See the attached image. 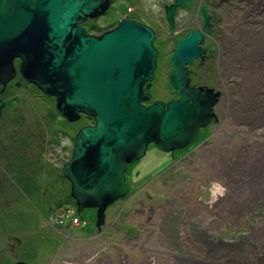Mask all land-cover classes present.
Segmentation results:
<instances>
[{
    "label": "rangeland",
    "instance_id": "obj_1",
    "mask_svg": "<svg viewBox=\"0 0 264 264\" xmlns=\"http://www.w3.org/2000/svg\"><path fill=\"white\" fill-rule=\"evenodd\" d=\"M204 1L209 6L214 27L213 35L204 46L214 45L219 57L203 73H215L213 67L218 66L224 83V77L229 80L232 74L230 85H219L217 91L222 90L221 96L212 90L219 94L214 106L219 124L209 129L205 127L202 137L209 135V138L195 147L200 138L174 153L160 151L150 144L144 157L129 163L125 176L133 183L124 200L106 211V220L117 219L116 230L125 227V244H118V236L113 233L108 235L112 242L109 249L108 245L103 247L104 244L99 249L101 243L94 239H90L92 247L89 248L78 240L77 264H110L113 260L118 264L117 252L123 264H264V0ZM165 2L170 0H135L137 8L133 15L140 16L158 32V39L154 41L159 48L155 80L150 86L151 99L144 102L145 105L155 100L174 99L168 85L167 56L175 45L164 18ZM199 3L200 0H195L197 7ZM127 4L130 1L113 3L103 18L110 21L100 26L117 23L113 20L116 10ZM196 9L179 12L173 36L180 35L182 28L200 24ZM223 67H226V75H223ZM22 92L25 99L22 102L31 101L28 91ZM35 93L32 96H36ZM44 100L51 112L44 107V121L38 119L35 126L29 118L23 124L19 120L20 116L25 117L24 109L23 113L15 111L18 108L6 110L4 118H0V173L7 175V171L14 176V182L7 187L13 186L18 196L16 202L29 221L28 244L24 239V251L15 249L13 255L31 264L54 262L58 245L65 244L63 238L66 230H70V221L75 235L91 233L95 221L94 209H85L71 220L64 209L70 203H59L70 195V183L62 175V165L72 154L73 137L81 127L93 124V118L84 115L68 123L58 117L55 97ZM33 135L43 139L39 150L45 147V151L37 155L40 161L30 172L33 188H24L20 178L22 171L17 176L16 168H21V160L25 159L27 150L31 152L33 145L18 153L14 142L22 138L30 144L27 136ZM17 159L20 160L16 161V168L12 167L14 174L8 165H15L13 161ZM163 162L172 164L171 169L162 171L166 164ZM26 176L24 172V181ZM214 181L223 183L228 191L209 206L206 203L210 198L208 188ZM136 209L142 210L138 216ZM148 209L155 210V215ZM161 214L164 217L159 220ZM60 221L65 225H60ZM194 224L202 232L200 237L194 236ZM60 236L62 242L56 246ZM67 247L69 252V245Z\"/></svg>",
    "mask_w": 264,
    "mask_h": 264
},
{
    "label": "water",
    "instance_id": "obj_2",
    "mask_svg": "<svg viewBox=\"0 0 264 264\" xmlns=\"http://www.w3.org/2000/svg\"><path fill=\"white\" fill-rule=\"evenodd\" d=\"M110 1L0 0V84L15 75L13 61L19 58L21 75L55 97L63 118H93V125L76 133L62 175L77 213L96 209L97 228L106 208L126 194V164L144 157L149 144L166 153L191 145L216 120L219 95L189 85L188 67L204 51L197 30L178 39L169 56V90L178 98L145 105L157 66L154 30L128 18L97 35L77 26L103 14ZM190 1L166 7L170 29L176 8H188ZM199 14L209 31L205 5Z\"/></svg>",
    "mask_w": 264,
    "mask_h": 264
},
{
    "label": "flooded vegetation",
    "instance_id": "obj_3",
    "mask_svg": "<svg viewBox=\"0 0 264 264\" xmlns=\"http://www.w3.org/2000/svg\"><path fill=\"white\" fill-rule=\"evenodd\" d=\"M116 1H119L120 3H122V2L129 3V1H130V4L129 5L127 4L126 7H123L120 10H116L117 16H115L113 18V20H114V22H115V20H117V23L113 22L114 23L113 25H110L111 23H109L106 27L100 26L104 22L110 21V20L105 21V20H103V18L105 17V15L108 14V12H107L108 9H110L111 5L113 3H115ZM173 2H174V0H170V2H168V3L167 2L163 3L162 8L164 11L165 20H166V7L170 6ZM203 5H205L207 7V12L209 14V22H210V30L209 31H205L203 29L204 18H203V16H201L199 14V9ZM193 7L197 8L196 9L197 17H198L197 19L198 20L201 19L200 24L196 25L194 28L190 27V29L182 28L180 35L173 36L176 33L175 32V30L177 29L176 28V18L178 17L179 12H181L183 10L191 11L193 9ZM136 8H137V6L135 5V0H111L109 6L107 7V9L105 10V12L103 14L96 16L94 18H87L84 22H82L81 24H79L77 26L81 27L84 30L85 35H97V34H101L105 31L115 27L119 23L120 20L128 18V19L143 23L144 25L151 27L155 32L154 41H156L158 39L157 30L153 26L144 22L142 20V18H139L140 16L133 15L136 11ZM123 13H126L125 17H121V14H123ZM166 25H167V29H168V35H170L173 38V44L175 46H176V41L178 39L185 37L190 32H195L197 30H200V32L203 34L202 42L199 44V46L204 50V52L201 55L203 57L198 58V60H195L193 62V64L188 67V72H189L188 76L190 78L189 83L191 86H198V87L201 86V87H204V90L209 88V89H212L213 92L220 93L222 90L217 91L220 84L230 85L232 83V81H231L232 74H230L229 80H227V78L224 77L226 80L225 83L222 81V78L220 77L222 75L220 73H218L219 72L218 66L214 65V67H213L215 73H213V72H209L208 74L203 73V71L205 69H210L212 67V64H214V60H216L217 57H219L218 49L215 48L214 45H211L209 47L204 46V43L206 42L207 38L209 36H212L213 31H214V27L212 24V17H211V14L209 12V6H208V4H206V2L204 0L203 1L200 0L198 7H197V5H195V0L190 1V6L188 8L187 7H183V8L177 7L175 10L174 16H173V28L170 29V26H169V23L167 20H166ZM154 41H153V43L155 44L156 42H154ZM155 48L157 49V58H158L159 57V48L156 46H155ZM174 49H175V47H174ZM174 49H173V52H174ZM171 54H169L167 57L169 58V56ZM20 62H21V60L19 58L15 59L13 61V65L15 67V75L6 83V85L4 87H3V85L0 84V118L1 119L4 118V116H5L4 111H6V110L12 111L13 109L18 108V110H15V111H17L18 113H23L22 110L24 109L25 117L20 116L19 120L22 121V124H23V123H27V120L29 118L31 124L36 125L38 119L43 120L42 115L45 114L44 107H48L50 109V112H51V108L49 107V105H47L45 103V100H44L47 97L49 99V96H46L45 94H43L35 85H33L32 83H30L26 79H24V77L21 75V72H20ZM169 65H170V61H169ZM230 66L232 68V64ZM205 67H207V68H205ZM222 70L225 71V73L223 75H226V67H223ZM169 71H167V75L169 74ZM211 71H213V70L211 69ZM197 79H198V81H197ZM153 80H155V78ZM22 91H24V93H26L28 91V93L30 94L31 101H28L26 104L24 102H22V101H25V99L22 97V94H23ZM32 93H35V95L36 94L37 95L32 96ZM220 96H221V93H220ZM173 98L176 99V97H173ZM27 104H29V105H27ZM45 105H47V106H45ZM216 106L217 105H215V107ZM215 113L218 115L217 111ZM220 115H222V114L220 113L219 116ZM81 116H84V114H82ZM58 117L63 118L59 112H58ZM63 119H65V118H63ZM35 120H36V122H35ZM93 123H94V121H93ZM216 124H219L218 116H217V120L215 122L211 123L208 127L211 128L212 126H214ZM42 125L46 126V123L43 122ZM90 125H93V124H90ZM85 126H88V125H85ZM56 130L61 131L60 129H56ZM202 133L200 134V137H199L200 141L195 143L193 145V147L197 146L204 139L209 138V135H204L202 137ZM75 135H76V133H75ZM75 135H74V137H75ZM27 137L29 138V140H31L30 144L26 143L27 142L26 139H22V138H19L14 142V147H15V149H17L18 153H22V151L24 149L30 147V145L31 146L33 145L31 152L30 151L27 152L28 151L27 150L26 155H25V159L21 160V168H16V161H18L20 159L13 161L15 165H13V166L8 165V166H9L10 171H12L14 174H16V173L14 172L13 168H16L17 176H19L18 175L19 171L20 170L22 171V174L20 173V178L23 181V184H24L23 187L24 188L25 187L33 188L30 184V172L33 170L32 168H30V164L32 165L33 168L35 167L37 161H40V159H39L40 157L37 155L43 153L45 151V147H43L41 151L39 150V143L41 141H43V139L40 136L33 135V136H27ZM74 137H73V140H74ZM34 146H36V147H34ZM25 161H26V166H25ZM171 162H174V161H171ZM164 163H166V162H163L162 164H164ZM163 166H165V167L162 169V171H168L172 165H169V163H166ZM24 168H25V170H24ZM46 169H47V167H45V169H44L45 174H46ZM24 172H26V175H27L25 181L23 180ZM2 173H0V258H1L0 264H16V263H20V262L31 264L30 262H28L27 259L22 258V257L19 258L18 255H16V254L13 255V251L15 249H19L20 251H24L23 250V248H24L23 240L24 239L27 240L26 243L28 244V240H29V236H30L29 227H28L29 221L27 220V217L24 215L23 210L20 208V206H18V203L16 202V201H18V196H17L13 186L11 185V188H9V189L7 187L9 183L14 182V180H13L14 176L12 177L11 173L10 172L8 173L7 171H6L7 175H5L3 173L5 176H3ZM129 183H133V182L129 181ZM69 197H70V195H69ZM71 199L68 198L65 201L63 198L62 201H60L59 203H61V204H63V202L70 203L69 207H71V209L73 208L75 210L76 206H75L74 200L73 199L71 200ZM140 205H143V203H140ZM148 210L150 212H153V214L155 213V210H153V209H148ZM141 211L142 210L136 209V211H135L136 215L138 216L141 213ZM165 215H167V217L169 216L168 213H166ZM163 217H164L163 214L158 216L159 220H162ZM117 218H119V216H117ZM116 220H117L116 218H114L113 220H108L107 223L104 226H102L100 230H97L94 227V223H93V225L91 227V229H92L91 234H89L85 237H79V236L72 233L74 225L68 226V228L70 230H68V232H66V236L63 238L65 244H62V247L65 250H63V248L58 245L59 242L57 243V241H56V246L58 245V249L55 252L54 262L53 263L50 262V264H56V263L57 264H77V261H78L77 242H78L79 238L89 242L90 245H91L90 239L97 240L99 243H101V245L99 246V249H102L103 247H106L107 245L109 246V247L107 246V248L109 249L112 242L109 241L108 235L113 233V234H117V236H118V244H120V243L125 244V237H126L125 231H126V229H125V227L120 226L119 229L116 230L115 229V226L117 225L115 223ZM119 222H120V219H119ZM59 223H60V225H63V226L65 225V223L63 221H60ZM148 223L149 222H146L145 224H148ZM194 226H195L194 231H193L194 236L196 234L200 237L201 233H202L201 231H199L200 228L196 224H194ZM140 227H141V225H140ZM61 241H62V238H61ZM72 244H75V245H72ZM103 244H104V246H103ZM67 245H69V248H70L69 252H68ZM114 250H115V248H113V251ZM67 255L69 256V258H67ZM117 256H119L118 264H123V262H120L122 259L120 257L119 252H117V255H115V259L117 258ZM5 259H7V261H5ZM105 259H107V257H105ZM118 259H116V260H118ZM110 264H115V260H113Z\"/></svg>",
    "mask_w": 264,
    "mask_h": 264
},
{
    "label": "bare ground",
    "instance_id": "obj_4",
    "mask_svg": "<svg viewBox=\"0 0 264 264\" xmlns=\"http://www.w3.org/2000/svg\"><path fill=\"white\" fill-rule=\"evenodd\" d=\"M179 7V6H178ZM181 8V7H180ZM175 13V12H174ZM143 24V23H142ZM198 31H200V30H198ZM154 44V43H153ZM204 52V51H203ZM204 55V54H203ZM195 60H198V58L197 59H195ZM194 60V61H195ZM156 68H157V66H156ZM155 72H156V69H155ZM154 72V73H155ZM189 77V76H188ZM154 78H155V74H154ZM189 85H190V83H189ZM191 86V85H190ZM194 87H197L198 89H202V92H204V87H201V86H194ZM211 91L212 89H209V88H207L206 89V91ZM173 95V94H172ZM174 96H176V95H174ZM173 96V97H174ZM178 98V96H176V99ZM163 101V100H162ZM164 102H166V101H164ZM168 102V101H167ZM215 107H213V112H214V114H215V109H214ZM209 126V125H208ZM208 126H206V128H208L209 129V127ZM204 130V128H202L201 129V131H203ZM200 137V136H199ZM194 143V142H193ZM150 145V144H149ZM148 145V146H149ZM148 149V148H147ZM72 150H73V148H72ZM181 150V149H180ZM174 152V151H173ZM128 164H126V166H127ZM170 165V164H169ZM172 165V164H171ZM30 168H32V169H34L33 167H32V165L30 164ZM55 169V168H54ZM171 169V168H170ZM169 169V170H170ZM125 171H126V167H125ZM125 171H124V177H125V186H126V188H127V191H126V194H127V192H128V189H129V187H130V184H132V183H129V181H127V179H126V176H125ZM56 173H57V171H56ZM126 194H125V196H126ZM125 196L124 197H122V198H120V199H118V200H116L113 204H111L110 206H108L107 208H106V210H105V217H104V221H103V224L100 226V228H97V226H96V221H97V217H96V209H94L95 211H94V213H95V221H94V227L97 229V230H100L101 229V227L102 226H104L106 223H107V221L109 220H106V211L110 208V207H112V206H114V204H116V203H118V201H122V200H124V198H125ZM89 209H93V208H89ZM66 211V214L67 215H69V217H70V219L71 220H73V218L74 217H78V214H80V213H77V211H76V209L74 210L73 208L71 209L70 207H68V208H66L65 209ZM85 210V209H84ZM83 210V211H84ZM82 213V212H81ZM69 225H73L72 224V222L70 221V223H69ZM66 232H68V230H66ZM73 232V231H72ZM74 234V233H73ZM89 234H91V233H89ZM89 234H79V235H77V236H79V237H85V236H87V235H89ZM61 237V236H60ZM62 238V237H61ZM61 238H59L58 239V242L59 243H61L62 241H61ZM79 240H80V242L82 243V245H84L85 247H92L91 245H90V243H87V242H85L83 239H81V238H79ZM171 249V248H170ZM171 251H173V250H171ZM26 264H28V263H26Z\"/></svg>",
    "mask_w": 264,
    "mask_h": 264
},
{
    "label": "clouds",
    "instance_id": "obj_5",
    "mask_svg": "<svg viewBox=\"0 0 264 264\" xmlns=\"http://www.w3.org/2000/svg\"><path fill=\"white\" fill-rule=\"evenodd\" d=\"M228 189L220 181H214L208 188L210 198L206 201L209 206H212L219 198H222Z\"/></svg>",
    "mask_w": 264,
    "mask_h": 264
},
{
    "label": "trees",
    "instance_id": "obj_6",
    "mask_svg": "<svg viewBox=\"0 0 264 264\" xmlns=\"http://www.w3.org/2000/svg\"><path fill=\"white\" fill-rule=\"evenodd\" d=\"M69 199H71L70 197H69ZM66 205V204H65ZM68 208V207H67ZM64 209H66V207L64 208ZM77 217V216H76Z\"/></svg>",
    "mask_w": 264,
    "mask_h": 264
}]
</instances>
